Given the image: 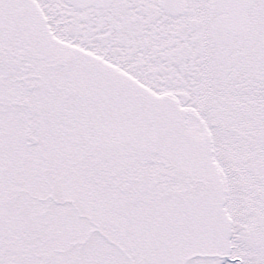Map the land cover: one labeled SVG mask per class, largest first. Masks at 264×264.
<instances>
[{
	"label": "snow or ice",
	"instance_id": "snow-or-ice-1",
	"mask_svg": "<svg viewBox=\"0 0 264 264\" xmlns=\"http://www.w3.org/2000/svg\"><path fill=\"white\" fill-rule=\"evenodd\" d=\"M0 264H264V0H0Z\"/></svg>",
	"mask_w": 264,
	"mask_h": 264
}]
</instances>
